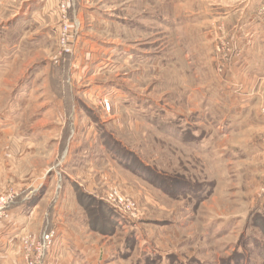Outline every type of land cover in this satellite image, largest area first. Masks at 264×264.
<instances>
[{
    "label": "rangeland",
    "instance_id": "1",
    "mask_svg": "<svg viewBox=\"0 0 264 264\" xmlns=\"http://www.w3.org/2000/svg\"><path fill=\"white\" fill-rule=\"evenodd\" d=\"M21 208L9 264H60L58 222L108 264H264V0H0Z\"/></svg>",
    "mask_w": 264,
    "mask_h": 264
},
{
    "label": "crops",
    "instance_id": "2",
    "mask_svg": "<svg viewBox=\"0 0 264 264\" xmlns=\"http://www.w3.org/2000/svg\"><path fill=\"white\" fill-rule=\"evenodd\" d=\"M24 209H18L14 222L0 225V264H9L10 254L15 251L18 239L23 235L25 224L19 220V214H24ZM27 214V213H26ZM25 215V214H24ZM60 231L58 237V248L55 251L60 252V264H108V260L101 254L99 249L86 246L81 238L74 235L67 225L58 222ZM125 252H120L118 256Z\"/></svg>",
    "mask_w": 264,
    "mask_h": 264
},
{
    "label": "built area",
    "instance_id": "3",
    "mask_svg": "<svg viewBox=\"0 0 264 264\" xmlns=\"http://www.w3.org/2000/svg\"><path fill=\"white\" fill-rule=\"evenodd\" d=\"M46 241H48V243H49V238Z\"/></svg>",
    "mask_w": 264,
    "mask_h": 264
}]
</instances>
